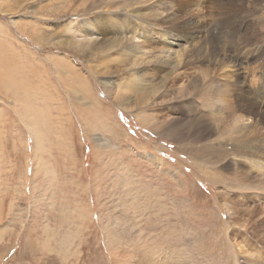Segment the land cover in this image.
Returning <instances> with one entry per match:
<instances>
[{"label": "rangeland", "instance_id": "obj_1", "mask_svg": "<svg viewBox=\"0 0 264 264\" xmlns=\"http://www.w3.org/2000/svg\"><path fill=\"white\" fill-rule=\"evenodd\" d=\"M156 1L161 2L163 6V2L173 0ZM116 2L124 7L119 6L117 9ZM140 2L141 0L134 3H126L125 0H0V49L5 48L9 42L10 46L6 48L10 50L25 44V48H28L26 50L31 52L28 55L32 56H25L23 48L19 52L22 58L19 59L17 54L18 60L12 62L21 61L20 68L27 79L37 82L40 76V80H43L41 84L44 88L42 91L45 92L44 99H55L57 102L56 109L49 110L46 106L48 117L52 118L46 123L49 146L39 152L33 133L10 106L12 99L7 95H0V127L4 134L0 139V264H119L120 256L141 250L138 248L140 242L155 249H163L164 246L175 243L176 256L180 260L185 257V250H192L194 254L190 258L191 261L188 258L186 261L189 262L184 261L183 264H243L242 258L245 254H253L252 258L259 256L258 259L264 264V186L261 191L257 189L258 184L264 185V167L261 171L257 170V173L251 166L254 157L240 159L239 156L227 155V159L222 161L209 155L207 157L206 151L202 155L198 154L195 147L211 146L208 145L209 142L212 146L223 149V154L228 152L229 147H233L228 141L217 143L214 140L217 133L213 136L206 134L204 140H197L194 135L187 137L186 132L180 131L176 133L178 138L176 134L164 135L180 122V126L187 130L182 124L183 121L196 113L204 116V119L210 115L203 109L205 105L201 104V92H198L202 91L204 86L200 87V84L193 91L191 86L188 88L187 85L196 79L195 75L202 79L201 74L204 75L205 72L201 71L211 66L212 58H208L211 57L209 47L210 50L215 48L218 52L224 49L226 37L222 44L217 39V36L222 34L219 31L221 27L216 26L217 15L213 14V11L212 15L207 12L213 10V7L206 10L198 5L187 9L189 12L184 13L187 17L178 13L172 23L171 20L165 22L161 28L168 27L167 30L176 32L179 36L183 37L189 34L188 31L191 32L196 43L193 41L189 46L186 43L185 46L189 49L198 44L205 49L200 47V54L197 52L196 55L194 49L193 55L191 50L189 53L186 51L187 56L181 63L182 67L176 70L172 71L170 67L158 70L153 61H147L150 60V53L137 56L128 48L138 43V37L141 40L142 34H139V30L142 26H147L138 15L139 9L143 10L145 7L144 4H139ZM225 2L227 3V0ZM238 8L245 18L242 29L244 24H248L249 33L252 35L256 34L255 29H262L264 34V26L258 27L259 23L257 24V18L264 14V1L255 4L245 0L243 6ZM135 9H138V12ZM112 10L115 12L112 13ZM196 11H199L200 15ZM85 18L95 20L93 22L102 28L95 50H88L74 42L76 38L83 37L82 24ZM189 19L192 21V27ZM176 21L177 24L179 21L189 23V28L174 29ZM195 23L200 24L197 25L199 29L193 26ZM28 32L31 36H28ZM34 32L39 33L42 37L41 44L44 45L27 39L31 38ZM123 35H132V39L125 40ZM155 45L158 49L164 44L159 41ZM122 48L123 51L120 50ZM141 48L149 49V46L147 48L144 44ZM7 49L6 52L9 51ZM232 52L230 49L231 54ZM60 56L76 68L71 80L62 77L60 68L59 71H54L53 57ZM221 57L217 54V59ZM263 57L264 54L249 61L248 65L262 64L263 67ZM141 59L145 60V65L141 63ZM138 60L139 64L135 63ZM31 66L39 70L35 69L37 74L31 72ZM243 67L247 70L246 64ZM140 73L146 77H142ZM245 74L249 75L247 72ZM257 75H264V70L260 69ZM248 78L247 84L250 79L253 80ZM219 81L220 78H215L214 86ZM258 82L254 81L255 84ZM78 85L80 88H77ZM233 88L235 89V86ZM185 90L189 92L187 95ZM154 91H157L156 94ZM79 95L85 96V99L79 98ZM221 96L223 95L218 94L214 97L219 99ZM135 97L138 100L141 97L145 103ZM90 99L101 101L100 114L108 117L110 125L116 122L117 126H113L111 132L102 131L104 123L109 125L104 119L100 121L102 123L94 119L93 123H88V120L84 123L83 118L78 116V111L86 109L87 106L80 105L81 100L84 103ZM217 102L223 110L228 106L223 105L224 101L221 99ZM77 104L79 105L76 106ZM261 105L264 108V102ZM56 115L58 121L55 119ZM227 118L225 125L232 126L230 123H234V119ZM229 119H232V122ZM168 129L169 131H166ZM100 135L103 141L99 139L97 142ZM110 140L115 144H111ZM68 149H71L72 154H66ZM145 153H150V157ZM235 159L241 160L240 164L243 161L244 163L237 167ZM153 160L159 161L160 164ZM213 160H217L219 165ZM227 161L228 166H224ZM210 168L214 172H211ZM235 168L240 169V174L235 172ZM121 170L133 179L131 187L136 188L134 191L140 196H146L138 201V205L135 195V200L125 197L127 192L133 190H128L127 184L122 183ZM215 172L220 178H214L215 181L212 182L210 173ZM245 173L250 176L248 180H259V183L254 184L256 182L253 181L254 183L246 184ZM237 182H241V185ZM246 185H249L250 189L245 188ZM148 197L154 204L149 205ZM237 198L246 200L240 202ZM155 199H159L161 207H158ZM250 208L257 210L258 214L246 213ZM112 219L113 226L116 221V229L106 226ZM111 227L113 236L117 237L115 241L108 240L106 229L110 230Z\"/></svg>", "mask_w": 264, "mask_h": 264}, {"label": "bare ground", "instance_id": "obj_2", "mask_svg": "<svg viewBox=\"0 0 264 264\" xmlns=\"http://www.w3.org/2000/svg\"><path fill=\"white\" fill-rule=\"evenodd\" d=\"M135 1L138 0H125V2L127 3H134ZM252 3L255 4H259L261 3L262 0H250ZM264 1V0H263ZM119 2V1H117ZM116 2V3H117ZM143 2V3H141ZM141 2L139 4H144L145 7L143 10L139 9L140 11L138 12L136 9V11L138 12L139 17L144 21L145 27H141L139 30V34H142L140 37L141 40H139L137 38V43L135 45H131L128 48H130V50H132L134 53L133 54H141L142 56H146L147 54L150 53V63L153 61L155 63V66L158 70H162L166 67H170L173 70L178 69L180 66L182 67L181 63L183 61V59L185 58V53L186 51L188 52L189 50H191V55H193V51L192 49H194L195 51V55L197 54V52H199L200 47H204V46H199L196 45L195 47H191L190 49L187 47L189 46V43H192L193 41L196 43V39L194 40V37L192 36V34H190L191 32L188 31L187 33H189L188 35H183L179 36V34H177L176 32H172L170 30L161 28L162 25L167 22L170 21L172 23V20L176 17V15L178 13H186L189 12L187 11V9L189 7H195L198 5L201 6V8H206L209 9L208 7H213V10H209L207 12L211 14V11H213V14L215 13L217 15V19L216 20V26L217 27H221L220 28V33L219 37L217 36V39L220 40L219 43L222 44L224 38L226 37L225 41H224V49L220 52L212 49L210 50L209 47V52H210V56L208 58H212L210 60V67L208 69L205 68L204 71L201 72H205V74H201L203 76V78L201 79V77L199 78L197 75H195L196 79L193 80L192 82H190L188 86V88H192V90H196L195 87L199 86H204L202 88V91H198L201 92V104L205 105V107H203V109H206L208 111V113L210 115H207V118L204 119V116L198 115L196 113V115L190 116L189 119H187L185 122L183 121L182 124H184L183 126L187 127L186 129H183L180 126V123L177 124V127H172L170 132H165L164 135L165 136H170L171 134L174 135L177 133V131L180 132H186L185 135L188 137H192V135L195 136V138L200 139V140H204L206 134H211L212 136L215 135L217 133V135H215L214 140H216V142H221V141H228L230 144H232L233 147H229L228 152L226 154H223L222 151L223 149H221L219 146H212L211 142H207L208 145L210 144L211 146L206 147L205 145L197 148L195 147L198 152V154L200 153L201 155L204 154V152L206 151L207 155L215 157V159L221 160L223 161V159H227V155H231V156H239L240 159H248V157H254L253 161L251 162V166L252 168H254L256 171L259 170L261 171L262 168L264 167V160H262V158L264 159V108L262 107L261 103L264 102V96H263V90H264V75L262 76H258L257 72L262 69L264 70V66H262V64L259 66L258 64L255 66H250L248 65V62L253 60V59H257L258 57H260L261 55L264 54V35L262 33V29H255L254 32H256L255 35H252V33H249V27L248 24H244V28L242 29V24L244 23V16L242 17V15L240 14V8L238 7H242L245 0H227V3L225 2V0H173V1H165L163 2V6L161 5V2H157L152 1L151 0H141ZM167 2V3H166ZM249 2V1H248ZM109 3V2H108ZM115 3V2H114ZM121 3V2H119ZM138 4V2H136ZM136 4V5H137ZM118 5V3H117ZM129 5V4H128ZM132 6H134L133 4H131ZM130 5V6H131ZM143 5V6H144ZM114 6V4H113ZM119 6L121 7L122 5H118V7L115 4V8L117 7V9L119 8ZM126 6V4H125ZM162 6V8L160 7ZM112 7V6H111ZM124 7V6H122ZM110 8V7H109ZM128 8V7H126ZM113 9V8H112ZM116 9V10H117ZM129 9V8H128ZM132 9V8H131ZM134 9V8H133ZM190 9V8H189ZM188 9V10H189ZM197 10H199L198 8H196ZM111 11V9H109ZM122 11V10H120ZM127 11V9H126ZM195 11V10H194ZM264 11V10H263ZM115 12V11H114ZM112 10V13H114ZM128 12V11H127ZM132 12V11H131ZM197 12V11H196ZM205 12V13H207ZM88 13V12H87ZM95 13V12H94ZM118 13V12H117ZM195 14V12H193ZM199 15V11L197 12ZM91 14V13H90ZM132 13H130L131 15ZM189 14V13H188ZM120 15V14H118ZM185 15V14H184ZM100 16V15H99ZM98 16V17H99ZM112 16V14H111ZM121 16V15H120ZM127 16V15H126ZM133 16V15H132ZM186 16V15H185ZM96 17V16H95ZM130 17V16H128ZM127 17V18H128ZM187 17V16H186ZM202 17V16H201ZM212 17V16H211ZM93 18V17H92ZM136 18V17H135ZM138 18V16H137ZM139 18V19H140ZM178 18V17H177ZM204 18V17H202ZM244 18V19H243ZM132 19V18H131ZM140 19V21H141ZM159 19V20H158ZM197 19V18H196ZM200 19V18H199ZM134 20V19H133ZM203 20H206L205 18ZM95 21V20H93ZM92 21L91 18H85L84 22L82 24V30L84 31V34L81 35L83 37L80 38H76V41L72 40L75 42V44H77L78 46H83L88 48V50H92V49H96L97 47V39L100 37L101 33H102V28H100L98 23H94ZM101 21V20H100ZM131 21V20H130ZM137 21V20H136ZM140 21L138 23H140ZM210 21V20H209ZM257 24L259 23L258 27L264 26V14L262 16H259L257 18ZM24 22V21H23ZM33 22V21H32ZM105 22V21H104ZM110 22V21H109ZM205 22V21H204ZM213 22H215L213 20ZM25 23V22H24ZM31 23V22H30ZM114 23V22H113ZM117 24V22H115ZM137 23V22H136ZM170 23V24H171ZM189 23L192 27V21L189 19ZM189 23H185V21L183 23H181L179 21V24H177V21L175 22L174 26L177 30V28H189ZM209 23V22H208ZM27 24V23H26ZM199 24V23H198ZM198 24H193L194 27H197ZM31 25V24H30ZM29 25V27H30ZM35 25V24H34ZM106 25L109 26V24L106 21ZM165 25V24H164ZM172 25V24H171ZM200 25V24H199ZM198 25V26H199ZM204 25V24H203ZM209 25V24H208ZM28 26V25H27ZM170 26V25H169ZM205 26H207L205 24ZM113 27V26H112ZM201 27V26H200ZM214 27V26H213ZM257 27V25H256ZM25 28V27H24ZM205 28V27H204ZM27 29V28H26ZM35 29V28H34ZM112 29V28H111ZM197 29H199L197 27ZM203 29V28H202ZM24 30V29H23ZM37 30V29H36ZM117 30V29H116ZM195 30V29H194ZM29 31V30H27ZM33 31V29H32ZM31 31V32H32ZM38 31V30H37ZM62 31V30H61ZM105 31V29H104ZM182 31V30H180ZM184 31V30H183ZM193 31V29H192ZM209 31V30H208ZM112 32V31H111ZM207 32V30H206ZM29 33V32H28ZM27 33V34H28ZM35 33V32H34ZM51 33V32H50ZM54 33V32H53ZM33 34V33H32ZM39 33H35L31 38H27L30 41H33L37 44L40 45H44L41 44V39L42 37L40 35H38ZM59 34V33H57ZM115 34V33H114ZM112 34V35H114ZM194 34V33H193ZM207 34V33H206ZM209 34V33H208ZM28 36H31L30 33ZM27 36V37H28ZM47 36V34H46ZM110 36V35H109ZM120 36V35H119ZM125 36V40L126 39H132V35H123ZM122 36V37H123ZM210 37L211 34L209 35ZM214 36V35H213ZM215 36V38H216ZM48 37V36H47ZM112 37V36H111ZM46 38V37H45ZM135 38V37H134ZM133 38V39H134ZM25 39V38H24ZM122 39V38H120ZM119 39V40H120ZM209 39V38H208ZM2 40V39H0ZM14 40V39H13ZM55 40V39H54ZM66 40V39H65ZM103 40V39H102ZM60 41V40H59ZM58 41V42H59ZM115 41V40H114ZM162 42L164 45H161V47H158L157 49V45H155V43L157 44V42ZM201 41V40H200ZM204 41V39H203ZM64 42V41H63ZM198 42V41H197ZM25 43V40H24ZM71 43V42H70ZM131 43V42H130ZM132 43V44H134ZM187 43V46H185V44ZM194 43V44H195ZM212 43V42H211ZM20 44V43H19ZM73 44V43H72ZM121 44V43H120ZM149 46V49H143L141 48V46ZM204 45V43H202ZM33 45V44H32ZM35 45V44H34ZM55 45V44H54ZM106 45V44H105ZM192 45V44H191ZM2 46V45H1ZM4 46V44H3ZM10 46V42L5 45V48H1L0 49V95H7V97L11 98V105L13 107V110L15 111V113H17L18 118L23 121L24 125L28 127V129L33 133L34 135V139H35V143H36V148L39 152L44 151L48 146H49V140L47 139V129H46V123L48 121H51L52 118L48 117V111L46 109V106L49 108V110L56 109L57 107V102L56 100H52V99H44L45 96V92L42 91L43 88V80H40V76L37 78V82H35V80H29L27 79V77L24 76L23 74V69L20 68V62L21 61H17V62H12V60H18L17 58V54H19V52L24 48V54L25 56L29 57L32 56L31 54L28 55L31 52H28V48H25V44H22L21 47H17L14 50L11 48L7 49ZM72 46V45H71ZM110 46V45H109ZM213 46V45H212ZM211 46V47H212ZM216 46V45H215ZM218 46V45H217ZM220 46V45H219ZM7 47V48H6ZM33 47V46H32ZM111 47V46H110ZM222 47V46H221ZM112 48V47H111ZM175 48V49H174ZM179 48V49H178ZM6 49L9 50L8 52H6ZM125 49V48H124ZM174 49V50H173ZM205 49V47H204ZM218 49V48H217ZM226 49V50H225ZM230 49L233 50L232 54L230 53ZM39 50V49H38ZM41 50V49H40ZM84 50V49H83ZM123 51V48L120 49ZM127 50V49H126ZM129 50V51H130ZM207 50V49H206ZM205 50V51H206ZM201 51V50H200ZM65 52V51H64ZM93 52V51H92ZM118 52V51H117ZM121 52V51H120ZM119 52V53H120ZM126 52V51H124ZM122 52V53H124ZM204 52V51H203ZM208 52V50H207ZM241 52V53H240ZM244 52V54H243ZM40 53V52H39ZM53 53V52H52ZM55 53V52H54ZM128 53V52H127ZM189 53V52H188ZM187 53V54H188ZM202 53V51H201ZM200 54V52H199ZM203 54V53H202ZM201 54V55H202ZM207 54V53H206ZM204 54V55H206ZM217 54L221 55L222 57L220 59H217ZM56 55V54H55ZM96 55V54H95ZM132 55V54H131ZM184 55V57H183ZM47 56V55H46ZM133 56V55H132ZM190 56V55H189ZM207 56V55H206ZM36 57V56H35ZM40 57V56H39ZM203 57V55L201 56ZM205 57V56H204ZM21 55L19 54V59H21ZM48 58V57H47ZM54 59L52 60L54 62L55 65V69L54 71L56 72L57 70L59 71V68L61 70L62 73V77L66 80L69 79L71 80L72 75L74 74V70L73 65H71V62H68L66 60V58H62L61 56L58 58L53 57ZM137 58V57H135ZM142 58V57H141ZM149 58V57H148ZM264 58V57H263ZM27 59V58H26ZM32 59V58H31ZM190 59V58H189ZM45 60V59H44ZM142 60V59H141ZM72 61V60H71ZM115 61V60H114ZM145 61V60H144ZM144 61L142 60L141 63ZM197 61H201V60H197ZM196 61V62H197ZM207 61V60H206ZM50 62V61H49ZM186 62H190L187 61ZM185 62V63H186ZM209 62V61H208ZM127 63V62H126ZM132 63H134V61H132ZM131 63V64H132ZM137 64H139V60L138 62H135ZM148 63V62H146ZM251 63V62H250ZM246 64V68L247 70L244 69V65ZM134 65V64H133ZM132 65V66H133ZM145 65V64H144ZM148 65V64H147ZM186 65V64H185ZM188 65V64H187ZM48 66V65H47ZM50 66V65H49ZM141 66V65H140ZM153 66V67H155ZM31 66V72L33 74H37L36 70L37 68ZM44 67V66H42ZM78 67V66H77ZM143 67V66H142ZM151 67V66H150ZM199 67V66H198ZM197 67V68H198ZM53 68V67H52ZM141 68V67H140ZM45 69V68H44ZM51 69V68H50ZM168 69V68H167ZM202 69V67H201ZM245 70L244 72L249 73V75H246L245 73H243L242 70ZM38 70V69H37ZM46 70V69H45ZM166 70V69H165ZM39 71V70H38ZM37 71V72H38ZM50 71V70H49ZM76 71V70H75ZM170 71V70H169ZM181 71V70H180ZM30 72V73H31ZM168 72V70L166 71ZM165 72V73H166ZM182 72V71H181ZM200 71H198L197 73L200 75L199 73ZM20 73V74H19ZM54 73V72H53ZM163 73V74H165ZM169 73V72H168ZM77 73H75L76 76ZM141 74V73H140ZM175 74V73H174ZM30 75V74H29ZM61 75V74H60ZM78 75L80 76V74L78 73ZM142 75V74H141ZM144 75V74H143ZM142 75V77H143ZM58 76V75H57ZM140 76V75H139ZM145 76V75H144ZM164 76V75H163ZM166 76V74H165ZM249 76V78H248ZM47 77V76H46ZM77 77V76H76ZM86 77V76H85ZM146 77V76H145ZM151 77V76H149ZM253 78L252 79H250ZM61 78V77H60ZM75 78V77H74ZM74 78L72 81H74ZM79 78V77H78ZM152 78V77H151ZM160 78V77H159ZM167 78V77H166ZM194 78V76L192 77V79ZM216 80H218L220 78L219 83H217L215 86L213 84V82ZM250 79L248 84L246 82V79ZM77 79V78H76ZM75 79V80H76ZM81 82L83 81L82 78ZM79 79V81H80ZM144 79V78H143ZM154 79V78H153ZM164 79V78H163ZM78 80V79H77ZM134 80V78H133ZM146 80V78L144 79ZM41 81V82H40ZM63 81V80H62ZM78 81V82H79ZM137 81L139 82V79L137 78ZM141 81V80H140ZM188 81V79H187ZM254 81H259L257 84L254 83ZM77 82V81H76ZM77 82V83H78ZM84 82V81H83ZM82 82V83H83ZM136 82V81H134ZM136 82V83H138ZM221 82V83H220ZM42 83V84H41ZM71 82H69L70 85ZM130 83V82H129ZM146 83V82H145ZM189 83V82H187ZM54 84V83H53ZM60 84V83H59ZM67 84V83H66ZM131 84V83H130ZM139 84V83H138ZM180 84V83H179ZM61 85V84H60ZM72 85V84H71ZM141 85V84H140ZM45 86V85H44ZM62 87H64L63 85H61ZM73 86V85H72ZM80 85H78L77 88ZM113 86V85H112ZM158 86V84H157ZM214 86V88H213ZM235 86V89L233 88ZM145 87V85H144ZM147 87V86H146ZM184 87V86H183ZM199 87V88H200ZM86 88V86H85ZM133 88H135L133 86ZM141 88V87H140ZM148 88V87H147ZM146 88V89H147ZM155 88V86H154ZM159 88V87H158ZM161 88V87H160ZM82 89V87H81ZM104 89V88H103ZM108 89V88H107ZM113 90V89H112ZM123 90V89H122ZM132 90V89H131ZM136 90V89H135ZM148 90V89H147ZM146 90V91H147ZM156 90V89H155ZM183 90V88H182ZM190 91V89H188ZM191 90V91H192ZM198 90V89H197ZM200 90V89H199ZM85 91V90H84ZM138 91V90H137ZM144 91V89H143ZM149 91V90H148ZM151 91V89H150ZM149 91V92H150ZM263 91V92H262ZM67 92V91H66ZM106 92V91H105ZM134 92V91H133ZM152 92V91H151ZM157 92V91H156ZM156 92L154 91V93L156 94ZM78 93V92H77ZM109 93V91H108ZM185 93L187 95V93H189L188 91ZM193 94V92H191ZM138 94V93H137ZM143 94V93H142ZM152 94V93H151ZM154 94V95H155ZM218 94H222L223 96L219 97V99L223 100L224 104L223 105H228L226 107L225 110H223V108H221L218 105L219 102H217L219 99L218 97H214ZM70 95V94H69ZM125 95V94H124ZM141 95V93H140ZM139 95V96H140ZM121 96V95H119ZM136 96V95H135ZM144 96V95H143ZM150 96V95H149ZM189 96V95H188ZM231 96V97H230ZM87 97V96H86ZM196 97V96H195ZM81 99H85V96L80 97ZM78 98V99H79ZM87 98H90L89 96ZM92 98V97H91ZM136 98V97H135ZM138 98V96H137ZM136 98V99H137ZM151 98V97H150ZM218 100H217V99ZM228 98V99H227ZM135 99V100H136ZM2 100V99H1ZM138 100V99H137ZM140 102H143L141 97H140ZM138 100V101H139ZM196 100V99H195ZM79 101V100H78ZM83 100H81L80 105H87L86 109L84 110H79L78 112V116L82 117L84 121V123L87 121L88 123H93L94 120H99L103 121V119L109 124L107 125L106 123H104L105 127L102 130V126L100 130L107 132H111V130H113V126H117L116 122H114V124L109 123V119L108 117H105V115H101L100 111H99V103H101L100 100H97V102L92 99H90L88 102H82ZM123 101V99H122ZM137 101V102H138ZM186 101V100H185ZM127 102V101H126ZM129 102V101H128ZM90 103V104H88ZM120 103V102H119ZM123 103V102H122ZM125 103V101H124ZM145 103V101L143 102ZM141 103V104H143ZM130 104V103H129ZM179 104V103H178ZM183 104V103H182ZM200 104V103H199ZM79 104H77L76 106H78ZM122 105V104H121ZM128 105V104H127ZM137 105V104H136ZM135 105V106H136ZM188 105V104H187ZM186 105V106H187ZM190 105L191 102H190ZM202 105V106H203ZM60 106V104H58V107ZM134 106V107H135ZM185 106V105H184ZM122 107V106H121ZM125 107V106H124ZM137 107V106H136ZM175 107V106H174ZM225 107V106H222ZM59 107V111H60ZM81 108V107H80ZM123 108V107H122ZM184 108V107H183ZM126 109V108H125ZM186 108H184L185 110ZM85 111V112H84ZM201 111V109L199 110ZM206 111V112H207ZM56 112V111H55ZM107 112V111H106ZM178 112V111H177ZM57 114V113H56ZM61 114V112H60ZM202 114V113H200ZM64 115V114H63ZM139 115V114H138ZM141 116V115H140ZM57 115L55 116L56 119ZM185 117V116H184ZM206 117V116H205ZM227 117H232L234 119V123H230V125L232 126H228L225 125L224 122H226V119H228ZM139 118V117H138ZM143 118V117H142ZM155 118V117H154ZM179 118V117H176ZM175 118V119H176ZM94 119V120H93ZM181 119V118H180ZM57 120V119H56ZM140 120V118H139ZM177 120V119H176ZM216 120V121H215ZM230 120V119H229ZM58 121V120H57ZM81 121V120H80ZM141 121V120H140ZM147 120H145L146 122ZM165 121V120H164ZM214 121V123H213ZM232 122V119L230 120ZM95 122V121H94ZM148 122V121H147ZM167 122V121H166ZM102 123V122H100ZM150 123V122H149ZM164 123V122H163ZM172 123V122H171ZM170 123V124H171ZM58 124V123H57ZM95 124V123H94ZM157 124V123H155ZM167 124V123H166ZM98 125V124H97ZM101 125V124H99ZM159 125V124H158ZM59 126V125H58ZM86 126V125H85ZM167 127V126H166ZM171 127V126H169ZM229 127V128H228ZM156 128V127H155ZM158 128V127H157ZM162 128V127H161ZM99 130V132H100ZM160 130V128H159ZM186 130V131H185ZM166 131H169L166 130ZM102 133V132H101ZM114 133V132H113ZM226 133V134H225ZM3 129L0 127V139L3 137ZM105 135V134H104ZM115 135V133H114ZM103 136V134H102ZM100 135V137L97 139V142L99 139H102V137ZM177 137V134L175 135ZM183 136V135H182ZM181 136V137H182ZM87 137V136H86ZM118 137V136H117ZM179 137V136H178ZM177 137V138H178ZM185 137V136H184ZM189 137V138H190ZM207 137V136H206ZM4 139V138H3ZM107 140V139H106ZM180 140V139H179ZM182 140V139H181ZM184 140V139H183ZM209 140V139H208ZM207 140V141H208ZM213 140V139H212ZM213 140V141H214ZM103 141V139H102ZM109 141V140H108ZM111 141V140H110ZM100 142V141H99ZM206 142V141H205ZM201 143V142H200ZM216 143V144H217ZM101 144V143H100ZM104 144V143H103ZM111 144H115L114 141H111ZM198 145V144H197ZM106 146V145H105ZM108 146V144H107ZM102 147V146H101ZM111 147V146H110ZM1 148V146H0ZM114 148V147H112ZM111 149V148H109ZM225 150V149H224ZM195 151V150H194ZM195 151V152H196ZM227 151V150H226ZM238 151V152H236ZM191 152V150H190ZM69 153L72 154L71 149H68L66 151V154ZM222 153V154H221ZM147 154L146 156H148V158L150 157V153H145ZM195 154V153H194ZM197 155V154H195ZM200 155V156H201ZM73 156V155H72ZM193 156V155H192ZM199 156V155H198ZM205 156V157H206ZM216 156H218L216 158ZM60 157V156H59ZM70 157V156H69ZM208 157V156H207ZM147 158V159H148ZM203 158V157H202ZM201 158V160H202ZM71 159V157H70ZM153 159V158H152ZM207 159V158H204ZM209 159V158H208ZM214 159V158H213ZM149 160V159H148ZM161 160V159H160ZM257 160V161H256ZM262 160V161H261ZM156 164H160L159 161L157 160H153ZM206 161V160H205ZM213 161H217V160H213ZM231 161V160H230ZM239 159H235V164L236 166H240L241 164L244 163L241 162L240 164ZM205 163V162H204ZM218 163V162H216ZM221 163V162H220ZM229 163V161L226 162V164L224 166H228L227 164ZM214 164V163H213ZM222 164V163H221ZM118 165H116V168L118 169ZM217 165V164H215ZM219 165V163H218ZM205 166V165H204ZM203 166V167H204ZM223 166V169H224ZM202 167V168H203ZM207 166H205L206 168ZM115 168V169H116ZM120 168V167H119ZM241 168V167H240ZM212 169V168H210ZM209 169V170H210ZM214 169V167H213ZM212 169L211 172H214ZM246 169V168H245ZM240 170V169H239ZM237 170V168H235V172H238L240 174V171ZM252 170V169H251ZM207 171V169H206ZM118 172V171H117ZM121 176L123 177V184H127L128 190H133L131 192H127L125 195V197H131L134 200L137 197V205H138V201H141V198L144 197L146 198L145 195H139L138 193H136L134 191V189H136L135 187H131L132 183H133V179L126 175V173L121 170ZM230 173V172H229ZM233 173V172H232ZM242 173V171H241ZM255 173V172H254ZM258 173V171H257ZM260 173V172H259ZM211 176L210 178H212L211 180H213L212 182H214V178H220L219 176H216V172L214 173H210ZM234 174V173H233ZM237 174V173H235ZM234 174V175H235ZM243 174V173H242ZM246 174V173H245ZM218 175V174H217ZM230 175V174H229ZM255 175V174H254ZM177 175H175L176 177ZM243 176V175H242ZM209 177V176H208ZM233 177V176H232ZM245 182L246 184L249 183H254L253 181L248 180V178L250 177L249 175H245ZM259 177V175H258ZM261 177V175H260ZM114 178V177H113ZM209 178V179H210ZM236 178V176L234 177ZM118 179V178H117ZM210 180V181H211ZM218 180V179H217ZM257 180V179H256ZM120 181V180H119ZM236 182V181H234ZM256 182V181H255ZM216 183V182H215ZM237 183H241V182H237ZM259 180H257L256 183L254 184H258ZM120 184V183H119ZM241 185V184H240ZM261 185V187L259 186ZM244 186V185H243ZM262 184H258L257 189H260L258 191H261L263 189ZM115 187V186H114ZM250 187L249 185H246L245 188ZM134 193V194H133ZM263 193V192H262ZM124 195V194H123ZM136 197H135V196ZM247 197V196H246ZM118 198V197H117ZM143 199V198H142ZM149 201L150 198L148 197ZM248 199V198H247ZM116 200V199H115ZM159 199H155L158 207H161V205L158 203ZM246 199H239L237 198V201H243ZM119 201V200H118ZM153 200L150 201L149 205L154 204L152 202ZM130 202V201H129ZM131 205L135 208L134 204L131 203ZM231 205V204H229ZM242 205V204H241ZM240 205V206H241ZM262 206V204H261ZM126 207V205H125ZM129 207V206H128ZM243 207V206H242ZM254 207V206H253ZM252 207V208H253ZM257 207V206H256ZM259 207V205H258ZM131 208V206L129 207ZM131 208V209H134ZM240 208V207H239ZM244 208V207H243ZM246 208V207H245ZM262 208V207H261ZM161 209V208H160ZM226 209V208H225ZM251 209V208H250ZM256 209V208H254ZM126 210V208H125ZM129 210V209H127ZM248 210V209H247ZM136 210H131V212H135ZM237 211V209H236ZM239 211V210H238ZM243 211V210H241ZM162 212V211H161ZM238 213V212H237ZM246 213L250 214H258L257 210L253 211V209L246 211ZM245 213V214H246ZM261 213V212H260ZM239 214V213H238ZM130 215V214H129ZM160 215V214H159ZM110 216V215H109ZM131 217V216H130ZM113 220H110L111 225L106 224V226H112L113 228H117L116 225V221H115V225L113 226ZM253 220V219H252ZM109 222V221H108ZM118 223V222H117ZM126 223V222H125ZM124 223V224H125ZM238 224V223H237ZM118 225V224H117ZM138 225V224H137ZM136 225V226H137ZM112 227L111 229H106L107 235H108V240L111 239L112 241H115L117 239V237L113 236L112 233ZM115 228V229H116ZM110 236V237H109ZM108 243V241H107ZM111 243V242H109ZM117 243V242H116ZM118 245V244H117ZM138 245V243H137ZM138 248H140L141 250L137 251V253H133V254H124L122 256H120L119 260V264H183L184 261L185 263L191 261V257H193V251L189 250V248L186 249L189 251L185 250V257L183 260L177 259L176 256V249H177V245L174 244H168L167 246H164L163 249L162 248H150L149 245H145L142 242L139 243ZM194 250V249H193ZM249 248H248V252H249ZM128 251V250H127ZM197 251V250H196ZM203 251V250H202ZM131 252V251H130ZM198 252V251H197ZM112 253V252H111ZM114 253V252H113ZM123 253V252H122ZM121 253V254H122ZM116 254V253H115ZM115 256V255H114ZM253 254H245L243 259V264H262V262L258 259L259 256H255L257 258H252ZM197 257V256H195ZM194 257V258H195ZM201 257V256H198ZM189 261H186V259ZM131 259V260H129ZM129 260V261H128ZM128 261V262H127ZM197 261V260H195ZM193 262V261H192ZM201 262V261H200ZM193 264V263H191ZM240 264V263H238Z\"/></svg>", "mask_w": 264, "mask_h": 264}]
</instances>
